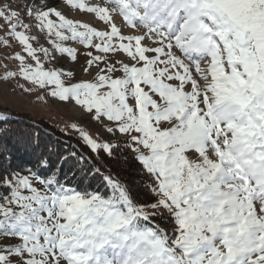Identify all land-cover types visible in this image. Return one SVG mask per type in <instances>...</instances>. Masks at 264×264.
<instances>
[{"label": "snow or ice", "instance_id": "6c2138e0", "mask_svg": "<svg viewBox=\"0 0 264 264\" xmlns=\"http://www.w3.org/2000/svg\"><path fill=\"white\" fill-rule=\"evenodd\" d=\"M68 4L103 28L47 4L0 3V29L26 53H16L19 71L4 78L54 86L53 97L110 122L106 131L133 154L154 202H139L99 167L92 174L102 176L103 190H81L55 171L22 175L8 155L0 238L15 242L0 243V264H264V0ZM33 26L46 31L51 51L33 47L37 38L26 34ZM69 40L89 49L84 72H94L92 80L66 84L62 77L74 73L45 70L38 53L76 60ZM80 131L93 153L114 158L120 145ZM8 152L0 142V154Z\"/></svg>", "mask_w": 264, "mask_h": 264}, {"label": "trees", "instance_id": "16d2710c", "mask_svg": "<svg viewBox=\"0 0 264 264\" xmlns=\"http://www.w3.org/2000/svg\"><path fill=\"white\" fill-rule=\"evenodd\" d=\"M14 1L30 7H43L45 4L55 7L58 4L57 0ZM3 116L7 119L0 120V128H7V131L0 136V142L7 146L9 152L0 154V171L8 166L7 156L10 155L12 169L16 171L29 172L27 170L31 169L44 177L55 171L60 181L71 187L103 190L102 176L92 174V169L99 167L104 175L110 174L127 184L139 202H154L152 194L146 191L149 181L133 154L124 148L123 142L118 143L119 149L115 151L114 158H110L103 150L93 153L82 139L47 120L34 119L25 112H11ZM41 160H47L48 166H41ZM2 194L4 190L0 189ZM156 223L161 228L170 227L165 220L157 219Z\"/></svg>", "mask_w": 264, "mask_h": 264}, {"label": "rangeland", "instance_id": "374dc122", "mask_svg": "<svg viewBox=\"0 0 264 264\" xmlns=\"http://www.w3.org/2000/svg\"><path fill=\"white\" fill-rule=\"evenodd\" d=\"M58 4L55 7L57 10L61 11L66 18L72 19L73 21L86 22L91 26L102 29L103 25L99 22L94 14L87 13L85 11L78 10L71 7L68 4V0H57ZM97 1L101 0H83L84 3L88 5L97 4ZM5 0H0V3H4ZM7 2L12 4L13 8L17 10H22L23 5L14 1L7 0ZM36 7V6H32ZM56 19L54 16L52 17ZM0 23H3L0 21ZM24 23H32L30 17H25ZM22 29H18L20 31ZM30 37H36L37 39H32L30 42L33 47L39 48L41 46L49 48L52 50V45L47 37V33L41 32L38 28L33 26L27 33ZM8 40L9 44L3 43V40ZM99 42V41H97ZM65 46L73 47L77 49V58L73 61L67 54L54 53L56 56L55 60L46 58L42 53H38L41 57V62L45 70L57 69L63 72H72L74 76L70 79L67 77H62L65 79V83H77L81 81H90L93 79L95 73L88 75L84 72V68L87 67V57L86 53L89 49H86L83 45H80L76 41L69 40L65 42ZM93 54L96 53L94 50ZM19 52L21 55H26L23 52V46L19 44L18 41L14 40L11 36L7 35L6 29H0V114L5 115L7 112H25L29 113L34 119H44L52 123L55 127L60 128L66 133L72 134L79 137L85 143L81 131L87 133L95 142L99 144L111 143L113 145L123 142L119 138V134L113 136L111 133L106 131V126L110 124L106 119L101 123L92 118L88 112H86L81 106L77 105L74 100L62 101L56 97H53L50 92L51 88L54 86H49L45 89H41L36 85L23 79V77L16 75L5 79L7 72H18L20 67V62L14 57L16 53ZM28 63L35 67V62L28 60ZM94 74V75H93ZM25 89H30L26 91ZM79 111H76V109ZM7 115V114H6ZM75 126V127H73ZM22 175H30L29 172H21ZM36 187H41V185L34 181ZM170 230L169 228H164ZM15 241H10L0 238V243H14Z\"/></svg>", "mask_w": 264, "mask_h": 264}, {"label": "bare ground", "instance_id": "6f19581e", "mask_svg": "<svg viewBox=\"0 0 264 264\" xmlns=\"http://www.w3.org/2000/svg\"><path fill=\"white\" fill-rule=\"evenodd\" d=\"M101 1H97V3H100ZM94 75V74H93ZM76 109V108H75ZM76 111H79L76 109ZM6 114H11V112H7Z\"/></svg>", "mask_w": 264, "mask_h": 264}]
</instances>
